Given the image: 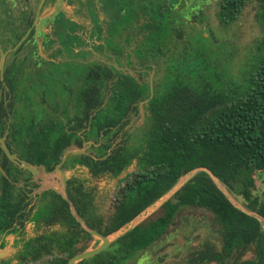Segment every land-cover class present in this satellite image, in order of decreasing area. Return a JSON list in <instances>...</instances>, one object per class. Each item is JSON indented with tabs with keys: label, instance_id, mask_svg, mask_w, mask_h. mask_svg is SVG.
<instances>
[{
	"label": "trees",
	"instance_id": "1",
	"mask_svg": "<svg viewBox=\"0 0 264 264\" xmlns=\"http://www.w3.org/2000/svg\"><path fill=\"white\" fill-rule=\"evenodd\" d=\"M34 1L36 4L38 0ZM82 1L75 0V3L81 6ZM201 1L98 0L99 9L107 16L104 23L107 32L104 43L94 49L107 62L95 58L76 63L79 72L72 77L76 81L74 91L69 89L70 97L59 94L63 100L46 105L45 114L39 120L31 115L27 121L18 117H14L16 121H3L1 118L8 119L9 114L0 96V136L7 131L5 140L9 151L28 164L42 165L50 172L65 151L70 148L80 151L90 142L87 153L70 154L60 169L80 166L87 169L91 178H98L117 177L134 162L137 166L117 187L109 201V213L103 216L94 204L92 193L75 177L65 178L67 200L55 190L47 189L36 194L33 202L35 195L31 193L37 185L32 182L31 174L11 163L0 150V233L23 232L26 221L36 231L34 236L22 240L20 247H10L14 252L1 259L0 264H66L75 253L85 250L77 246L79 243L92 239L72 215L70 205L87 228L107 236L128 226L182 176L198 168H205L210 174L198 170L174 198L178 204L202 206L215 215L220 226V246L217 252L207 253L206 261L264 264V227L255 217L235 207L211 178L214 176L231 194L240 196L245 208L264 220V0H256L255 12L262 30L257 42L260 55L242 81L245 87L225 79L223 69L231 53H226L229 56L222 63L219 57L217 60L213 46L204 45L214 36L208 33V29H213L211 14L201 9ZM249 1L210 0L203 8H213L211 13L217 24L228 27ZM87 3L92 8L91 19L97 23L94 34L101 40V20L95 15L93 0ZM125 4L132 8L123 13L119 6ZM34 6H30L25 24L20 25L16 17L8 25V21L3 22L2 34L6 36L3 49L13 48L23 36L31 24ZM186 7L188 22L183 26L180 13ZM136 8L160 20L167 17L174 34L171 45L181 49V52L175 50L178 51L176 63L162 67L157 60L141 57L146 48L150 55L157 53V48L155 51L151 48L158 35L147 34L158 32L152 16L136 27L145 35L142 43L139 40L133 43L127 31L131 27L126 26L122 36L127 40L120 52L109 44L110 29L119 25L124 16L135 14ZM58 24L41 44L50 50L59 42V47L49 51V58L37 62L40 43L35 42L30 31L4 59L3 80L8 88L12 90L16 82V78L11 82L14 74H22L23 64L30 70L37 69L38 64L37 71L53 80L56 69L73 63L71 59L62 63L54 60L64 51L72 54L70 45L74 42L76 46L81 43L79 37L72 39L69 29L60 31ZM227 40H222L223 45ZM87 53L92 55L90 51ZM168 53L166 48L161 51V55ZM170 67L177 75L170 76L172 73L167 71ZM161 68L164 72L160 74ZM149 71L152 72L151 91L149 81L145 80ZM66 74L72 75L70 71ZM140 103L142 124L129 126L122 132L131 115L139 112ZM120 132L121 139L114 145ZM257 183L263 186L260 195L254 194ZM175 204L167 201L161 210L115 240L105 251L78 264H115L129 258L161 235L171 222ZM4 245L0 244V249ZM248 251L253 256L244 258Z\"/></svg>",
	"mask_w": 264,
	"mask_h": 264
},
{
	"label": "rangeland",
	"instance_id": "2",
	"mask_svg": "<svg viewBox=\"0 0 264 264\" xmlns=\"http://www.w3.org/2000/svg\"><path fill=\"white\" fill-rule=\"evenodd\" d=\"M16 1L19 4V7L17 8L18 10H20V8H22L25 4H27V6L35 5L34 0H26V3H24L23 0H16ZM126 1L130 2V0H126ZM209 2L210 0H202L201 9L211 14L210 16L212 17V19H211L210 25L213 29H208L209 31L208 30L207 31L210 35L213 34L212 36H214V39L211 38V40H214L215 43L209 40L208 43L204 42V45L206 44L207 48H212L213 46V48L215 49L214 52L217 55V60L219 57L218 61H221L222 63L224 62V57H228L230 55L229 53H231V56L227 60L228 62L224 66L225 68L223 69L225 70L224 73L226 72L225 79H230V83L232 80L236 81L238 82L239 86H243V82H242L243 79H245V77L250 74L252 65L254 64L258 55H260V52L257 51V42L262 35V30L258 22L255 19L257 2L256 0H250L248 4L243 8L240 15L237 17V20L234 23L232 22L231 26L229 25L228 27H222L220 26V24L219 25L217 24L216 19L212 16L213 13H211V11H213V8L211 7L212 2L209 4L212 9H207V7L205 9L203 8V4H206ZM63 4L66 5L65 11L67 13H71L69 11L73 10L75 7L77 8L76 3H72L67 0H65V3L63 2ZM119 7H121L123 13H125L126 9L129 10L130 8H132L130 6H127V4L120 5ZM37 8H38V3H37ZM17 9L13 10L16 16H17V11H18ZM52 9L53 7L51 5H47L45 8H43L40 15L46 16L52 11ZM112 9L117 10V8L115 7H112ZM136 10L140 11V8H136ZM80 12L83 13V16H79L78 18L75 12H74L75 13L74 16L75 18H78L77 20L79 22H82L83 20L85 24L77 31V33L80 32L79 36L78 35L77 36L80 38L81 43L78 45L79 49L76 46L77 51H78V53H76V57H75V53H72V54L69 53L70 56L69 54L62 53V54L57 55V57L54 60L60 63L65 62L68 59H71V60L77 59V61L85 62L87 60H91V59L94 60L95 58H97V59L104 60L107 62V60L104 59L102 56H100L95 49H93L94 54L92 56L89 53H87V51L92 50V48H94L95 46H98L99 44H103L104 42H102V40L106 38V35H104V31H103L101 34L103 36L101 38L102 40H99V38L95 36H93L92 38L89 37V34L87 32L90 31L89 29L91 28L90 26L91 23L89 22L88 17H92V15L90 14L91 10L88 8L86 4H84L81 6ZM95 13H96L95 15L99 17V19L103 20L104 18L103 14H105L103 11H100L101 13L100 14L98 12V9L96 10V7H95ZM141 13L144 15L143 12ZM180 14H181L180 15L181 18L187 19L188 18L186 15L187 7L185 9H182ZM147 15L149 18L152 16L151 14H147ZM140 16L141 15H137L136 13L133 15L124 16L123 20L120 21L119 25H116L113 29H110L111 33L109 34H110L111 39L109 41L110 42L109 44L115 49L116 52L119 53L121 48H123L124 46L123 43L124 42L126 43V40H127L126 36L125 35L122 36L125 30V27L131 25L133 21L138 20ZM152 18H153V22L156 23V25L158 26L157 28L158 32L156 33L155 31H152V32H148L147 34L158 35L156 36L155 45L153 46V48H151L154 51L157 48V53L150 55L147 53V48H146V52L143 51V56L141 57H145L146 60H150V61L157 60L161 65H163L162 67H166L167 65H173L174 63H176V61L174 60L177 58V55H178V51H175V50H180L181 52V49L180 48L178 49L175 46L171 45L172 44L171 39L173 38L174 34L172 33V29L167 24V17L161 20L158 19L157 16H152ZM50 19L52 20L53 17H51ZM141 22H143L142 18L138 21V24H141ZM165 23L167 25H165ZM178 23L179 22H176V24ZM96 24H97L96 22L92 21L93 26L96 27ZM59 26L64 30L66 29L76 30L74 26L71 27V25L67 23L66 24L60 23ZM207 27H208V24H207ZM77 28H79V24H77ZM30 30L31 29H29V32ZM136 30L137 32L139 31L138 29ZM138 33H139V42L142 43L145 40L144 39L145 35L144 36L142 35L143 32L141 34L140 32ZM23 37H25V34L22 36V38ZM121 39L122 41H119ZM224 39H228V40H227V43L223 45L222 40ZM190 40L194 41V39L192 38ZM117 41L119 42L117 43ZM54 48H55V45H53L50 48V50H48L49 48L44 49L40 43L37 62L40 63V59L49 58L48 53ZM163 48H166V51L169 52L168 54H165L166 56L161 55V51L163 50ZM8 49H12V48H8ZM148 52H150V50H148ZM226 53H228L229 55H227ZM77 66H78L77 64L70 63L67 65V67L64 66L60 70L56 69L52 76L54 77V79L52 80L51 77L45 76L46 73H42L40 71L38 72L37 71L38 67L35 70L34 69L30 70L28 68V65L23 64L22 69L20 70V73L22 74L25 72L26 73L23 75L18 74L19 76L22 75V77H19V78L17 74L16 75L14 74V78L12 77L11 82L15 81L13 80L15 78H16V82L12 84V90L11 88H8L3 78H1L0 83L2 85H5L6 88H5V97L2 96V92H0V96L3 100H8L7 104L9 107L5 106V112L7 113V115L9 114L8 120L16 121L14 120L15 119L14 117H18L19 120L24 119L27 121L31 115H34V118L36 120L41 119V116H44L45 114L46 105L60 103V101H62L63 99H62V96H59V94L61 93L62 95L65 94L64 96L67 97L70 94L69 89L72 92L74 91L76 81H75V78L73 79L72 77L75 75V73L77 74L79 72V70L77 69L78 68ZM69 71L72 73V75L66 74ZM160 71L164 72L163 68L158 70V72L161 74ZM167 71L169 73H172V75L170 76L177 75L176 70L175 69L173 70L172 67H170ZM130 73H133V72L130 70ZM159 78L160 77H158L155 80V82ZM151 79H152V72L149 71L147 77L145 78V80L149 81V85H150ZM168 85H169V81L167 82L166 86ZM243 87H245V85ZM52 92H55V94H53ZM141 104L142 103L139 104V112L137 114L131 115L130 117L131 121L128 122L127 126L122 130V132L126 130L129 126L138 127L142 124L143 115H142V109H140ZM8 108L10 112L8 111ZM10 113L13 115V118L11 117ZM6 132L7 131L4 130V132L2 133L0 137L2 138L5 137ZM122 132L118 134V137L114 145L120 141ZM89 144L90 142L84 145V147L80 151L74 148H70L67 151H65L64 154H66V158H67L70 154H74V153L76 154L80 152L87 153V148ZM12 154H15V153H12ZM65 161L63 162V164H65ZM136 168L137 166H136V163L134 162L117 177L101 176L98 178H91L87 172V169L80 167V166L69 167L66 170H63V169L61 170L64 173V178L75 177L79 179L81 183H83V185L92 193L94 204L98 212H100L103 216H107L109 213V210H108L109 201L111 200L113 193L116 191L117 187L122 183L126 174L132 173L133 171H135ZM197 171L198 170H192L188 174L182 176L178 180V182L165 195H163L153 205H151L150 207L145 209L142 213H140L139 216H137L131 222L130 226L132 225L134 226L135 224L139 222H143L145 219H147L144 217L149 215L151 211L155 209V207H157L158 205H160L167 199L174 198V195L189 181V179ZM31 180L33 183L37 185L36 188L32 189V193H31V195L33 196L35 195L33 197V202L36 199V194L42 192L43 190L54 189L55 191L62 193L61 175L55 170H51L48 174L39 172L38 174H35L34 176L31 175ZM213 181L215 185L225 194L228 200L235 207L255 217L258 221H260V223L264 227L263 219L257 214L247 210L245 208V202L240 196H235L231 194L227 190V188L222 183L218 182L216 179H214ZM256 185L258 189L254 191V194L260 195L263 189V186L259 185L258 183ZM127 227L128 226H125L112 234L110 233V235H108L109 241H112L117 235L125 231ZM23 230H24L23 232L20 230V232L17 234H16L17 232L16 231L14 234L6 235L4 238V241H6L5 245L8 246V248L9 247L18 248L20 247L22 240H25L36 234L33 224L28 223V221H26V223L23 225ZM3 236L4 234L1 235V238ZM96 244H97V240L95 238H92L88 241H83L79 243L77 246L85 248V249H89L95 246ZM134 255L135 253H132L129 256V258H125V262L133 259ZM252 256H253L252 253L248 251L244 255V258H250ZM13 262L15 263L16 260H13Z\"/></svg>",
	"mask_w": 264,
	"mask_h": 264
},
{
	"label": "flooded vegetation",
	"instance_id": "3",
	"mask_svg": "<svg viewBox=\"0 0 264 264\" xmlns=\"http://www.w3.org/2000/svg\"><path fill=\"white\" fill-rule=\"evenodd\" d=\"M23 1L24 3H26V0H23ZM62 1L65 3V0H62ZM67 1L75 3V0H67ZM39 2L40 0H38L34 6V15H33L31 24L27 28V30L31 29L30 31L33 32L32 38L35 40L37 44L44 43L45 35L47 33L52 32L54 28L57 29V22H60V23L62 22L64 24L66 23L70 24L71 27L74 26L76 30H72V29L70 30L71 31L70 33L73 34L72 39L74 38V36L78 37L80 32L77 33V31L85 24L83 20L82 22H79L77 20L79 16H83V13L80 12L81 6L86 4L90 10L92 9L87 3V0H83L82 1L83 4L81 6H77V8L75 7L73 10L69 11L71 13H67L65 11L66 5L63 4L62 5L63 11L58 10L57 13H55V15L53 16L52 20L49 18H46L45 20H41L39 24L38 34L35 36L34 28L32 25H33V20H34L35 13L37 10V3L39 4ZM97 2L98 0H93L94 8L96 7V10L98 9V12L100 13L101 10L99 9V5L97 4ZM55 3H56V0H44L39 10L40 13L42 12L43 8H45L47 5H51L52 7H54ZM18 7H19V4L17 3L16 0H4V3L0 4V18L2 19L0 20V22L2 23V25H3V22H6V21H8L7 23L8 25L12 19H15V17H16V21L20 25H23L26 23L25 21H27L28 19V13L30 12V6H27V4H25L22 8H20V10L17 9ZM14 9L18 10L17 16L13 12ZM4 11L6 14H4ZM74 12L76 13L78 18H75ZM136 14L141 15V16L139 17L138 20L133 21V23L129 25L131 28H128L127 30L131 34V39L133 40V43L134 42L136 43L139 40L138 32H140V30L137 32L136 27H140L141 25H143L144 21L149 20L148 15L143 16L140 11H137ZM103 16L104 18L103 20L100 21V24H101L100 26L103 27L102 32L104 31V35H106L107 30H105L104 23L107 20V16L105 14H103ZM92 17H88L89 22L91 23L90 24L91 28L89 29L90 31L87 32L89 34V37L91 38L93 36L96 37L94 33L97 32L96 28L92 25V19H91ZM141 18L143 19V22H141V24H138V21ZM183 19L184 20L182 23L184 24L183 26H185L186 23L188 22V18L187 19L183 18ZM77 24H79V28H77ZM3 28L4 27L2 26L0 28L1 30L0 31V44H1L0 48L5 51L7 49H3L1 47L4 39L6 38V36L2 34ZM60 31H63V29L60 28ZM27 36L23 40H25ZM101 37L103 36L101 35ZM52 39H54L53 41H56V38H52ZM58 43L59 42H56V44H54L55 48L60 46ZM70 47H71L72 53H75V57H76V53H78L77 48L79 49V46H77L76 48V43L74 42L73 45H70ZM93 49L94 48H92V50H89L90 52H92V55L94 54ZM10 53H8L5 58H7ZM63 53L67 54L66 51H64ZM92 60L93 59L87 60V61H92ZM72 62L73 64H76L81 61H77V59H75V60H72ZM37 67H38V64L35 66V68ZM1 78H3V69H2V73L0 74V80ZM0 86H1L0 92H2V96L5 97L6 86L2 84H0ZM7 102L8 100H3L4 106L9 107ZM8 111H9V108H8ZM1 119L3 121L8 120L5 117H2ZM3 139L6 143V140H5L6 136L3 137ZM65 189H66V185H65ZM171 200L175 202L177 206L174 211L171 222L165 227L161 235L158 238H156L151 244L147 245L143 249L137 250L135 252L133 259L128 260L127 262H125L124 260L121 263L117 262L115 264H217L215 260L206 261L207 253L217 252V248H219L220 246V238H221L220 226L217 224V219L215 215L207 208L198 206V205H192V204H178L175 198H170V199L165 200L163 203H161L157 207H155V209L151 211V213L144 218H148L152 214L157 212L158 210H161L162 206H164V204L167 201H171ZM140 223L141 222H139L138 224ZM138 224H136L135 226H137ZM128 231L121 232V234L117 235L112 241H109L110 243L107 246V248L110 246L111 243H113L115 240H117L118 238L126 234ZM2 234H4V236L1 238ZM5 236L6 235L4 232L0 233V244L4 243L2 239H4ZM97 244H98V240H97Z\"/></svg>",
	"mask_w": 264,
	"mask_h": 264
},
{
	"label": "water",
	"instance_id": "4",
	"mask_svg": "<svg viewBox=\"0 0 264 264\" xmlns=\"http://www.w3.org/2000/svg\"><path fill=\"white\" fill-rule=\"evenodd\" d=\"M43 1L44 0H40V2L38 4V8H37L36 13H35L34 20H33V25L32 26L34 28V35L35 36L38 34L39 24H40L41 20H43L45 18H51V17H53L55 15V13H57L58 10H62L63 11V8H62L63 1L62 0H56L55 6L53 7L52 11L49 14H47L46 16H41L39 10H40V7H41ZM28 32H29V30L25 33V37L27 36ZM25 37L21 38L20 41L17 43V45L14 48H12V49H8V50H5L4 51V50H2L0 48V74H1L2 69H3V62H4V59H5L6 55L8 53L12 52L21 43V41ZM149 88H150V91H151V82H150ZM140 108H141V106H140ZM0 148H1L2 152H3V154L5 155V157L10 162L14 163L19 168H22V169L27 170L32 176H34L35 174H38L39 172H42L44 174H48L49 173V172H47L45 170V168L42 165H30L27 162H25L24 160L18 158L16 156V154L10 153L9 150H8V148H7V146H6V143H5V141H4V139L2 137H0ZM80 153H82V152H80ZM65 159H66V154H64L62 156L60 162L55 166V168L53 170H55L58 173H60V175H61V182H62V193H59L58 191H56V192L59 193V194H61V196L64 199L67 200V197L65 195V185H66V182H65V178H64V173L60 169V166L63 164V162L65 161ZM195 170H203V171L209 173L205 168H198V169H195ZM211 178H212V180L215 179V177L212 176V175H211ZM70 209H71L72 215L80 222L81 226L86 231L89 232V234L91 235L92 238H95L96 240H98V244L96 246H93L92 248L85 249L83 251H80V252L75 253L72 257H70L67 260V263H66V264H78L80 261L89 259V258H91V257L99 254L103 250H105L107 248V246L109 245L110 242H109L108 236H103L102 234H100L96 230L87 228L85 226V224L82 222V220L75 214V212L73 210V207L71 205H70ZM131 222H130V224H131ZM130 224L128 225L127 229H125V231H128V230L132 229L136 225L135 224L134 226L133 225L130 226ZM12 252H14V249L13 248H3V249H0V260L1 259H5Z\"/></svg>",
	"mask_w": 264,
	"mask_h": 264
},
{
	"label": "crops",
	"instance_id": "5",
	"mask_svg": "<svg viewBox=\"0 0 264 264\" xmlns=\"http://www.w3.org/2000/svg\"><path fill=\"white\" fill-rule=\"evenodd\" d=\"M97 18H98V20H101V19H99V17H97ZM4 238H5V237H4ZM2 240H4V239H2ZM3 242L6 243V241H3ZM3 248H8V246L5 245ZM3 248H2V249H3ZM9 248H10V247H9Z\"/></svg>",
	"mask_w": 264,
	"mask_h": 264
},
{
	"label": "bare ground",
	"instance_id": "6",
	"mask_svg": "<svg viewBox=\"0 0 264 264\" xmlns=\"http://www.w3.org/2000/svg\"><path fill=\"white\" fill-rule=\"evenodd\" d=\"M160 202V201H159ZM156 206V205H155Z\"/></svg>",
	"mask_w": 264,
	"mask_h": 264
}]
</instances>
